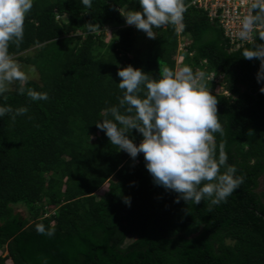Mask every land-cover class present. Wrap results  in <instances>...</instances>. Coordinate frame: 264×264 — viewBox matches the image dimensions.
I'll use <instances>...</instances> for the list:
<instances>
[{
    "label": "trees",
    "instance_id": "16d2710c",
    "mask_svg": "<svg viewBox=\"0 0 264 264\" xmlns=\"http://www.w3.org/2000/svg\"><path fill=\"white\" fill-rule=\"evenodd\" d=\"M192 1L184 0L181 32L173 24L154 27L152 43L134 53L138 29L123 14L141 10L139 0H92L87 13L81 0H33L24 38L10 42L9 52L36 48L23 61L40 80H28L23 93L16 82L0 95V104L13 110L28 107L15 119L14 112L0 117V264H264V81H257L260 60L242 55L264 40L256 31L254 42L233 48ZM110 28L116 32L107 41ZM75 33L81 35L71 44ZM180 37L187 40L183 64L224 74L230 93L210 89L204 77L223 127V134L214 133L216 155L223 144L244 178L218 204L177 202L178 193L154 183L143 152L129 160L96 126L123 95L118 69L131 64L152 78L176 70ZM28 89L47 92L48 99L33 100ZM129 135L137 144L143 139L136 129ZM38 223L55 233L37 232Z\"/></svg>",
    "mask_w": 264,
    "mask_h": 264
},
{
    "label": "clouds",
    "instance_id": "9594fccd",
    "mask_svg": "<svg viewBox=\"0 0 264 264\" xmlns=\"http://www.w3.org/2000/svg\"><path fill=\"white\" fill-rule=\"evenodd\" d=\"M81 3L85 6L84 13L92 8V0H81ZM139 3L141 10H128L123 15L127 24L135 25L148 37L157 36L154 27L167 24L175 25L177 30L185 27L184 0H139ZM32 6L33 0H0V95L14 82H18L17 91H25L29 74L13 58L9 44L22 42L24 20ZM250 7L253 11L243 17L237 33L242 40L248 39L257 26L264 27V0H252ZM87 27L89 31L95 30L92 22ZM258 35L264 40V31ZM242 55L260 60L257 81H264V43L246 48ZM117 75L122 78L118 87L124 90L123 95L118 98V104L103 110L104 117L96 126L132 158L143 152L154 183L178 193L177 202L183 199L198 204L206 198H210L211 204L225 201L244 178L236 174V165L228 163L223 144L216 155L214 133L223 134V127L218 118L216 95L202 83L205 73L194 72L185 64L178 70L164 68L159 78H152L129 64L119 68ZM260 91L264 92V84ZM27 95L33 100L48 99L47 92L35 89H28ZM13 112L15 119L16 115L27 113L28 107L13 110L10 105L0 104V117ZM133 129L142 134L139 144L130 138ZM125 201L130 204L129 197ZM35 228L41 234L55 233L54 226L43 223L36 224Z\"/></svg>",
    "mask_w": 264,
    "mask_h": 264
},
{
    "label": "built area",
    "instance_id": "2783aa9c",
    "mask_svg": "<svg viewBox=\"0 0 264 264\" xmlns=\"http://www.w3.org/2000/svg\"><path fill=\"white\" fill-rule=\"evenodd\" d=\"M251 3L252 0H193L189 6L204 10L209 19L217 23L224 31L233 48H239L254 42L256 31H264V27L257 26L246 40H242L237 35L243 17L253 11L250 7ZM199 71L205 73V70ZM225 79L226 76L224 74L205 73V81L211 80L210 82L215 86H219L222 93L228 96L230 93L225 89Z\"/></svg>",
    "mask_w": 264,
    "mask_h": 264
},
{
    "label": "rangeland",
    "instance_id": "374dc122",
    "mask_svg": "<svg viewBox=\"0 0 264 264\" xmlns=\"http://www.w3.org/2000/svg\"><path fill=\"white\" fill-rule=\"evenodd\" d=\"M128 26L136 27L135 25H129V24H128ZM166 26L167 25H165L163 27H166ZM181 30L182 29H180L179 32H181ZM115 32H116L115 28H110L109 30L105 31V33L103 34V38H105V40H107V41H112V39L115 35ZM79 35H81V33H75V35H73V34L71 35V37H70L72 39L71 44H74L76 42L75 38H77V36H79ZM153 40H154V38L148 37L143 30L138 29L136 41H135L134 53L143 52L152 43ZM186 41L182 37L179 38L180 43H179L178 51L176 54V60H177L176 70H178L180 67H182L184 65L182 62L183 61V54H182V52L180 53V51H182L184 49V42H186ZM35 51H36V48H32V49H29L28 51H25V52L20 53L16 56H13V58L16 59L17 61H19L21 66L28 72V74H29L28 80L39 81L40 76H39L38 71L35 69V67L32 65H29L23 61V58L34 54ZM33 68H34V71L31 70ZM210 81H208V82H210ZM209 84H210V89L212 87H216L212 82H210ZM15 86H16V82H14L12 85H10L8 91L14 90ZM219 90H221V89H219ZM129 160H132L131 156L129 157ZM263 187H264V185H263V181H262L260 189H263ZM107 191H108V184H105L102 188H100L97 191V193H96L97 198L100 199V198L104 197L106 195ZM18 211L22 212V214H24L25 216L27 214L25 208H23V207H19ZM54 211L55 210L53 208H48L47 214L51 215L54 213ZM129 241H131V239ZM6 255H8V252L4 251L3 256H6ZM8 264H11V262L8 261Z\"/></svg>",
    "mask_w": 264,
    "mask_h": 264
}]
</instances>
